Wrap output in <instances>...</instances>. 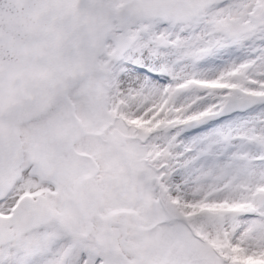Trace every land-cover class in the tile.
I'll return each instance as SVG.
<instances>
[{
    "label": "snow or ice",
    "instance_id": "snow-or-ice-1",
    "mask_svg": "<svg viewBox=\"0 0 264 264\" xmlns=\"http://www.w3.org/2000/svg\"><path fill=\"white\" fill-rule=\"evenodd\" d=\"M0 264H264V0H0Z\"/></svg>",
    "mask_w": 264,
    "mask_h": 264
}]
</instances>
